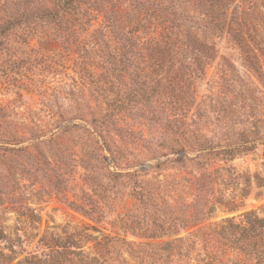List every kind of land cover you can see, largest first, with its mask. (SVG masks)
I'll list each match as a JSON object with an SVG mask.
<instances>
[{
	"label": "rangeland",
	"instance_id": "1",
	"mask_svg": "<svg viewBox=\"0 0 264 264\" xmlns=\"http://www.w3.org/2000/svg\"><path fill=\"white\" fill-rule=\"evenodd\" d=\"M200 1L0 0V264L254 263L264 0L223 29ZM164 16L213 49L150 48Z\"/></svg>",
	"mask_w": 264,
	"mask_h": 264
},
{
	"label": "trees",
	"instance_id": "2",
	"mask_svg": "<svg viewBox=\"0 0 264 264\" xmlns=\"http://www.w3.org/2000/svg\"><path fill=\"white\" fill-rule=\"evenodd\" d=\"M61 6V8L64 9H75L74 6L77 5L78 0H57ZM202 3L201 5L205 6V13L203 15L206 17L210 16L212 18H215L217 20L212 21V20H205L208 24H211L212 27L214 28H219L223 29V17L224 13L227 11V7L230 4L234 3V7L231 9L230 12V17L234 18L236 20L237 25H241L245 20L246 17L250 16H255L257 13V9L255 6L256 0H202L200 1ZM168 7L164 9V11H167ZM172 16H176L175 10L170 8ZM192 17H189L188 20H191ZM252 18V17H250ZM175 18L167 19L163 18L161 22H158V28L159 30L157 31V34H153L148 40L149 43H145L148 45L150 48H162L163 50L165 48H172L175 47L177 44L182 46L183 48H190V49H197L198 51L201 50H212L213 45L212 43H205V41H201V39H195V36L191 33V28H180L183 24L179 25V22L174 20ZM174 21V23H173ZM179 28L174 30L173 28ZM234 40L236 43L239 45L241 50L248 51L250 47V39H248L244 33L243 29H239L238 31L234 32L232 34ZM129 45L132 46L133 43L129 42ZM122 47L126 48L128 44H122ZM159 46V47H158ZM160 48V49H161ZM159 50V49H158ZM247 149V148H246ZM243 150H226V159H233L235 155L238 153L242 152ZM242 219L239 224H233L234 228L241 229V230H247L250 231L252 234L250 237H259L260 239V245H258L255 250H254V255L256 256V260L254 261L253 264H263L264 262V253L260 249V247L263 246L264 244V216L259 217L255 213V211H245L242 214ZM239 248H242L239 247ZM13 259V257L11 258ZM212 259L208 260V263L205 264H220V263H215L211 262ZM31 263V259L28 257H24L22 259L17 260L14 264H29ZM48 264H59L56 258H51L49 260ZM79 264H101L100 258L93 256L88 259L80 260ZM235 264H247L244 261H239Z\"/></svg>",
	"mask_w": 264,
	"mask_h": 264
}]
</instances>
